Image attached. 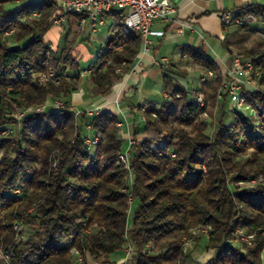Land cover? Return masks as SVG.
Returning <instances> with one entry per match:
<instances>
[{
  "label": "trees",
  "instance_id": "16d2710c",
  "mask_svg": "<svg viewBox=\"0 0 264 264\" xmlns=\"http://www.w3.org/2000/svg\"><path fill=\"white\" fill-rule=\"evenodd\" d=\"M10 1L0 0V246L12 256L0 264H75L78 253L115 264L126 247L130 264H262L264 49L234 53L226 47L229 62L238 55L258 70L252 87L240 93L245 106L231 108L223 73L202 48H190L202 76L212 71L213 77L191 91L172 86L163 74L167 99L143 111L138 106L144 119L132 118L134 142L122 162L119 117L71 106L80 76L68 73L79 66L74 43L65 40L53 49L44 39L56 2L10 7ZM233 15L244 23L229 25L264 32L250 25H264V3L246 0ZM71 16L79 20L82 14ZM103 17L109 33L89 66L93 98L130 70L142 42L139 31L125 27L122 10ZM51 68L58 82L38 80ZM197 92L203 104L196 102ZM209 106L217 110L208 124L203 115ZM93 136L98 141L90 145L86 139ZM14 224L18 233L27 231L24 239ZM199 227H205L203 247L211 251L202 263L191 260L185 246L186 238L198 240L192 230ZM238 228L253 233L251 244L234 245Z\"/></svg>",
  "mask_w": 264,
  "mask_h": 264
},
{
  "label": "crops",
  "instance_id": "0c3cea01",
  "mask_svg": "<svg viewBox=\"0 0 264 264\" xmlns=\"http://www.w3.org/2000/svg\"><path fill=\"white\" fill-rule=\"evenodd\" d=\"M33 1L38 0H13L9 2V6L16 7ZM169 1L175 11L168 17L156 19L151 25L153 31L162 33L148 35V50H144L141 42L130 70L114 83L107 94L91 97L87 92L89 84L78 86L77 90L70 94L74 109L99 107L102 111L115 113L123 123L119 127V134L126 142L130 121L134 118L138 106H157L167 99L166 92L162 90L163 74L170 76L172 86L185 90L192 91L204 83L202 71L190 55V48H202L222 74L230 65L226 47L237 53L248 49L250 44L247 30L234 25H224L219 17L222 10H229L233 14V10L246 0ZM106 25L105 22L95 25L88 20L82 22L81 18L76 20L71 16L62 26L51 25L45 32L44 39L53 49H57L61 48L65 40L69 41L72 37V41H75L80 37L81 41L74 47L77 57L79 47H82L81 42L90 36H98L100 45L103 43L109 33ZM62 34H65V38L59 46ZM169 67L180 71L184 77L169 72ZM193 74H196L195 83H189L187 77ZM262 253L261 258L264 255Z\"/></svg>",
  "mask_w": 264,
  "mask_h": 264
},
{
  "label": "built area",
  "instance_id": "2783aa9c",
  "mask_svg": "<svg viewBox=\"0 0 264 264\" xmlns=\"http://www.w3.org/2000/svg\"><path fill=\"white\" fill-rule=\"evenodd\" d=\"M57 13L55 14L54 21L52 25L60 26L66 19L67 14L81 13V21L86 20L93 22V24H102L104 22L103 15L110 9H120L123 11V19L129 20L131 25L135 26L136 29L141 31L142 43L144 50H148V35L156 32L151 29V25L156 19L165 18L170 16L174 11L173 5L169 0H56ZM35 15V14H34ZM221 22L224 25L234 24L238 26V21H244L241 17H234V15L229 10H222L219 13ZM246 19L250 18V15H246ZM10 32V30L5 31L4 34ZM248 59H242L238 55H234L231 59L230 65L224 70L223 74L227 77V87L225 91L228 96L229 106L232 108H242L245 103L242 101L234 100V93H242L243 89L252 87L251 77L252 75H257L258 71L249 70ZM91 71H82L81 75L89 74ZM58 73L54 69H49L39 76L42 81L49 79L55 82L59 81ZM210 78L208 73L202 77L203 80ZM203 104V98L195 99ZM56 106L63 107L62 102L54 101ZM97 108L94 107L86 109L88 114L94 113ZM145 109V107H142ZM42 109H37L41 111ZM99 110V109H98ZM17 117H22V115H16ZM144 119V118H139ZM123 123L120 122V126ZM130 126V125H129ZM87 139H93L92 137H87ZM86 139V142H87ZM127 146L120 151V153L125 150H129L130 144L134 141L129 136ZM240 233L243 237V241L250 243L253 238V233H246L244 229L241 228ZM0 250H4V261H9V255L7 254V249L2 245ZM128 251H131L130 247H127ZM129 257H125L122 264H130Z\"/></svg>",
  "mask_w": 264,
  "mask_h": 264
},
{
  "label": "rangeland",
  "instance_id": "374dc122",
  "mask_svg": "<svg viewBox=\"0 0 264 264\" xmlns=\"http://www.w3.org/2000/svg\"><path fill=\"white\" fill-rule=\"evenodd\" d=\"M251 1H257V2H260V3H264V0H251ZM9 4H11V3L8 2L6 5L9 6ZM230 4L231 3H229V5ZM250 25H253V26L257 25L258 26L257 28L264 27V25H262V23H260V22L259 23L258 22H256V23L251 22ZM10 30H12V29H10ZM10 33H8V34H10ZM247 33H248V36H249V39H250V41H249L250 44H249V46H247L248 49H251V50L264 49V32H258V31H254L253 30V31H248ZM64 36H65V34H62V37H61L62 39H60L59 46H60V44H63L62 41L65 38ZM236 39H239V38H236ZM80 41H81L80 37H78L75 41H73L74 47ZM69 42L70 43L72 42V37L70 38ZM9 43L13 44V41L11 40V41H9ZM81 43H82V47H79V50L77 52L78 53L77 57L79 56L78 57L79 66L76 69H70L69 72H68V73H73L72 76L75 75L76 73L80 74V76L77 78L78 86L89 84L88 74L81 75V72L82 71H89V70L92 71V69L89 68V66L94 61V58L96 56V52H97L98 47L100 45V41H99L98 36L94 35V36H90L89 39H86L85 41H82ZM72 76H70V77H72ZM195 77H196V74L188 76L187 77V81L189 83H191V82L195 83ZM212 77H213V72H212V75H211L210 78H212ZM226 78H227L226 74H223V80H222L223 90H224V87H225L224 84L226 82L225 81ZM39 79H40V76H38V80ZM56 101L61 102L60 100H56ZM71 106H72V104H71ZM143 106H146V105H143ZM38 108H43V106L37 107L36 109H38ZM98 109L99 108H97V110L94 113L99 112L100 109L99 110ZM208 109L210 110V112H207L205 115H203V120H205L206 123L209 124L210 122H212V120L215 119L214 116H215L217 107L215 106L214 108L213 107L211 108L209 106ZM77 110H79V109H77ZM141 111H143L142 108H141ZM19 112L20 111L14 113V115H22L23 114L22 112L21 113H19ZM134 115L136 116V121L137 122L140 121L139 118H144V116L142 114H139L138 111H136ZM130 122H132V120ZM117 125H118V127H121L120 126V122H118ZM130 129H131V126H130ZM207 132L208 133L210 132V128L209 127H208ZM92 138H95L96 142L98 141V136H93ZM123 142H124L123 146L126 147L127 144H128V140H127V142L125 140ZM87 143H89L90 145H93V143L88 142V139H87ZM117 158L120 160L118 155H117ZM120 161L125 162V159L124 160L121 159ZM254 183L255 182L252 181V182L248 183L247 185H250V184L252 185ZM131 201H132V199H131V197H129V203H131ZM129 216H130V212H129ZM15 225H17V224H14V226ZM14 226H13V229L15 230L16 235H17V233L19 231H21V229L19 231H17ZM17 226L19 227V225H17ZM240 230H241V228H238L236 230V235H237L238 239H236L233 242L234 245H240V244H244V243L245 244H251V242L247 243V242L243 241V237H242V235L240 233ZM192 233H193V235L195 237L198 236V240L195 242V241H193V239L192 240H188L185 237L186 240H187L185 246L189 248L188 250L190 252V259L194 260L196 262L202 263V262L206 261L211 255V251H209V250L207 251L203 247L204 246V242L203 241L205 240V236L207 234V231H206L205 227H199L197 229H193ZM26 235H27V231H22L21 233H18L17 238L18 239H24L26 237ZM9 250H11V249H9ZM262 254H264V253H262ZM75 255H76L75 264H102V261H103V260H91L87 254H85V255L82 254L81 255V254L78 253V254H75ZM130 255H131V251H128L127 247H126L124 252H123V254H120V256H116V257L113 258L115 260V264H122L123 261H124V258L125 257H129L130 258ZM10 258H9V260H10ZM3 259H4V257L1 258V256H0L1 263H2V261H4ZM188 261L189 260H187V262ZM4 262L6 263V261H4ZM262 264H264V255H262Z\"/></svg>",
  "mask_w": 264,
  "mask_h": 264
},
{
  "label": "bare ground",
  "instance_id": "6f19581e",
  "mask_svg": "<svg viewBox=\"0 0 264 264\" xmlns=\"http://www.w3.org/2000/svg\"><path fill=\"white\" fill-rule=\"evenodd\" d=\"M54 1L56 2V0H54ZM56 13H57V7H56V9H55V14H56ZM54 18H55V15H54V17H53V19H52V22L54 21ZM243 23H244V21H238V26L242 25ZM124 25H125V27H126L128 30H130V31H135V30H137V31H139L140 34H141V31H140L139 29H136L135 26L131 25V23H130L129 20H124ZM10 32H11V30H10ZM10 32H8V33H10ZM8 33H6V34H8ZM250 60H251V59H250ZM255 67H256V66H255ZM255 67H254V65H253V61H252V62L249 61V70H250V71H258L257 69H254ZM89 71H90V70H89ZM207 73H208V76L211 77L212 72H211V71H208ZM225 81H226V82H225L224 86L227 87V78H226ZM197 93H198V92H197ZM201 98H203V95H202L201 92H199V93L197 94V96H196L195 99H201ZM234 100L242 101L243 103H245L244 97H243L240 93H234ZM196 102H197V103H201V102H199L198 100H196ZM62 104H63V103H62ZM142 107H145V106H142ZM38 109H42V108H38ZM36 110H37V109H36ZM143 110H144V109H143ZM88 142H91V143L94 144V143H96V139H95V138H93V139H88ZM128 155H129V150H125L124 152L119 153V154H118V157H119L120 159L124 160V159H127ZM14 227H15V229H16L17 231H19V230L21 229L20 226L18 227L17 225H15ZM7 254L9 255V258L12 256V252H11L10 250H7ZM0 256H1V258L4 257V250H0Z\"/></svg>",
  "mask_w": 264,
  "mask_h": 264
}]
</instances>
